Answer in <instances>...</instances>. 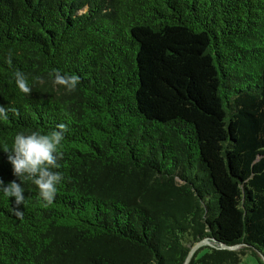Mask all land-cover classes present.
Returning a JSON list of instances; mask_svg holds the SVG:
<instances>
[{
	"label": "trees",
	"instance_id": "1",
	"mask_svg": "<svg viewBox=\"0 0 264 264\" xmlns=\"http://www.w3.org/2000/svg\"><path fill=\"white\" fill-rule=\"evenodd\" d=\"M0 105L9 146L66 125L53 202L0 193V264H182L203 238L264 257V0H0Z\"/></svg>",
	"mask_w": 264,
	"mask_h": 264
},
{
	"label": "clouds",
	"instance_id": "2",
	"mask_svg": "<svg viewBox=\"0 0 264 264\" xmlns=\"http://www.w3.org/2000/svg\"><path fill=\"white\" fill-rule=\"evenodd\" d=\"M9 64L11 57L7 58ZM53 81L57 85L64 86L65 90L71 92L79 84V76L75 74H62L59 70L51 73ZM14 82L21 93L29 94L32 90L26 75L22 71L14 72ZM12 108H5L0 105V120L8 118V112ZM66 125L59 124L56 128L41 132L40 130H30L27 132H17L11 145L0 143V151L6 154V159L11 165L12 175L16 178L5 183L0 179V193L3 197L12 198L13 211L20 215L19 206L25 201V181H30L38 189V195L43 202L51 204L58 191V186L64 177L60 171L58 161L63 153L60 151L65 138Z\"/></svg>",
	"mask_w": 264,
	"mask_h": 264
},
{
	"label": "rangeland",
	"instance_id": "3",
	"mask_svg": "<svg viewBox=\"0 0 264 264\" xmlns=\"http://www.w3.org/2000/svg\"><path fill=\"white\" fill-rule=\"evenodd\" d=\"M233 251L236 264H260L261 256L259 253L255 252L253 248L245 245H237Z\"/></svg>",
	"mask_w": 264,
	"mask_h": 264
},
{
	"label": "water",
	"instance_id": "4",
	"mask_svg": "<svg viewBox=\"0 0 264 264\" xmlns=\"http://www.w3.org/2000/svg\"><path fill=\"white\" fill-rule=\"evenodd\" d=\"M202 246H209V247H214V248L231 250V249H234L237 245L228 246V245L218 243L211 238H203L189 248V251H188V253H187L182 264H187L188 261L190 260L191 256L195 252V250L198 249L199 247H202ZM260 256H261L260 261L262 264H264V257L262 255H260Z\"/></svg>",
	"mask_w": 264,
	"mask_h": 264
}]
</instances>
